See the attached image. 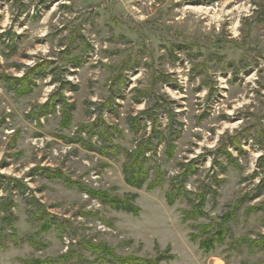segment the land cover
<instances>
[{
  "label": "rangeland",
  "instance_id": "obj_1",
  "mask_svg": "<svg viewBox=\"0 0 264 264\" xmlns=\"http://www.w3.org/2000/svg\"><path fill=\"white\" fill-rule=\"evenodd\" d=\"M146 109L178 135L151 153L165 172L156 187L152 171L128 185L122 153L68 143L104 122L118 151L132 150L154 123L134 134L126 118ZM262 155L264 0H0V174L25 186L0 188V205L13 204L0 208V264H264ZM187 165L184 189L202 195L205 217L183 197L167 203ZM90 192L134 196L139 211Z\"/></svg>",
  "mask_w": 264,
  "mask_h": 264
},
{
  "label": "trees",
  "instance_id": "obj_2",
  "mask_svg": "<svg viewBox=\"0 0 264 264\" xmlns=\"http://www.w3.org/2000/svg\"><path fill=\"white\" fill-rule=\"evenodd\" d=\"M15 81H17L15 79ZM142 94V96H144L143 92H140ZM150 109H146V110H142L140 112H138L135 116H128L126 118V122L127 125L129 126L130 130L134 133V134H138L140 133L144 128L143 126L145 125V122L142 121V118L144 117V119H146L147 121H151V123H154V126H152L151 128V133L149 138H145L144 135L142 134L141 138L136 142V146L134 149L132 150H127V149H122L119 146L115 145L113 143V135L114 132L112 130H115L114 127H111L107 124H105L103 122V124L99 123L98 126L95 129H90L88 128V125H85L84 127H81L79 132H83L86 130V138L83 139L81 138V136H79V134H77L74 138H66L69 139L68 143L70 142H75L80 144L84 149L91 151V152H97L99 154H102L106 157H111L113 156L115 153H122L124 156V163H123V175H124V179L125 182L133 187L136 188H140L148 179L149 177V172H151V179H152V183L149 184L150 187H156L157 185L163 183V179H164V175L165 172L164 170L161 168V165L158 163V161L152 157V154L155 152L156 144H161L164 143L165 146L167 147V143L169 141H174L175 139H177L178 135L176 134V136H172V134H174L176 131L173 129H169L166 131V133H164L161 129H159V127L157 126V118L152 117L149 113ZM96 137V143H91L92 138ZM171 137V138H170ZM173 137V138H172ZM152 153V154H151ZM165 154L168 155V153L165 150ZM224 155L227 157L228 160H232L233 157L231 156V154L226 150L224 152ZM192 164V163H190ZM257 167L260 169H264V155L260 156L258 161H257ZM42 171H44L42 169ZM195 170L191 167V165H187V168L184 170H181L180 172H178V174L175 177H172L170 180V184L169 187L172 189V191L178 190V194L177 192H175L174 194H166V197L168 199L167 203L168 204H173L174 199L178 198V197H183L185 199H187V201L190 203V205L192 206L193 210L190 211L195 212L196 216H202L205 217L206 214L202 211V201H203V197L202 195H200V200H199V194L196 195V199H198V203L196 204L194 202V200L191 199V195L193 194L192 191H188L185 190V183L187 182V179L189 178V176L194 175ZM256 174V173H255ZM254 176V174H253ZM4 177L0 174V188H10L12 186L13 181L18 182L19 186H17V190L22 193L25 190V186L19 181L14 180L9 178V182L6 183V187L3 186V182H5V180H3ZM15 182V183H16ZM180 192V194H179ZM91 195L97 196L100 201L102 203H105L109 206H112L114 209L116 210H120V211H125L128 213H132L133 215H137L138 213V209L132 205L131 201L133 200L134 196H129L127 198V200H121L120 198L116 197V196H111V195H107L104 193H97L94 194V192H90ZM176 195V196H175ZM29 203H31L32 199L28 200ZM201 201V202H200ZM200 203V204H199ZM13 204L10 202L9 205L7 206H1L0 208L1 210H7L8 208H10ZM39 206V204H38ZM42 207V206H39ZM37 208V207H36ZM36 219H41L43 216L42 214H46L48 215L46 217V219L44 220V222H47V228L52 227L54 225V227L56 228V230L62 232L64 231V225L63 223H59V222H55V224L52 225V220L49 218V214H47L45 212V210H40V209H36ZM39 215V216H38ZM194 215V214H191ZM10 217V216H9ZM192 216L187 217L191 218ZM211 223V222H210ZM11 225V223H10ZM210 228L214 229L215 233H222V228L219 224H215L214 222H212L211 224H209ZM261 242H259L260 247H263L264 245V236L260 237ZM29 243H31L30 241H28ZM210 244V239L207 238L203 241L200 242V247L203 248L204 250L208 249V245ZM99 248L96 250L95 247H91L90 245H87V243H85V247L93 254H98L99 252L102 254L103 258L106 257H110L113 258L114 254L111 252V250L109 248H103L104 245H97ZM73 253H70L69 255L72 256ZM68 255H62L60 258L62 259V261H64V258L67 257ZM164 259V256H162V258H160V260ZM69 260V258L67 259ZM66 260V261H67ZM119 264H132V262L134 261H139L140 264H158L159 261V257H157L154 261H150V260H140L137 258H130V257H126V258H118ZM51 264L55 263V261H49ZM42 264V262H40L39 260H34V261H30L28 262V264ZM56 264V263H55Z\"/></svg>",
  "mask_w": 264,
  "mask_h": 264
}]
</instances>
